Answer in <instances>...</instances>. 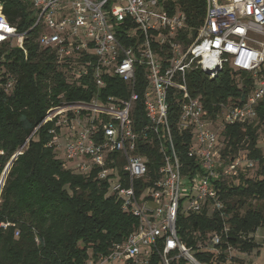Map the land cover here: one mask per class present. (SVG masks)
<instances>
[{
	"label": "built area",
	"instance_id": "2783aa9c",
	"mask_svg": "<svg viewBox=\"0 0 264 264\" xmlns=\"http://www.w3.org/2000/svg\"><path fill=\"white\" fill-rule=\"evenodd\" d=\"M204 1L203 16L194 28L168 0H31L34 20L23 32L7 20L0 4V45L12 42L26 54L24 40L35 31L38 47L53 52L66 83L89 78L99 89L105 77L116 76L126 86V98L101 99L95 93L89 100H63L51 105L42 120L68 130L66 167L85 176L95 172L96 179L107 181L108 194L121 210L137 219L125 239L113 243L105 255L89 253L85 264H148V252L157 254L159 264H171L181 255L196 260L176 233L182 190L196 193L186 211L206 206L224 219V203L212 181L236 175L240 159L222 161L217 128L250 122L264 101V0ZM226 66L249 73L251 90L240 103H221L211 119L189 93L187 72L199 68L214 78ZM137 70L144 73L141 102L148 120L139 130L133 127L140 98ZM1 85L10 91L14 78L7 75ZM171 104L178 107L176 131L188 134L186 153L200 165L193 175L182 172L168 119ZM58 135L52 140L56 145ZM142 146L160 154L154 178ZM246 164L253 162L247 159ZM182 180L188 183L185 188ZM219 240L213 234L210 246L202 249L215 251Z\"/></svg>",
	"mask_w": 264,
	"mask_h": 264
},
{
	"label": "trees",
	"instance_id": "16d2710c",
	"mask_svg": "<svg viewBox=\"0 0 264 264\" xmlns=\"http://www.w3.org/2000/svg\"><path fill=\"white\" fill-rule=\"evenodd\" d=\"M168 2L184 11L189 26L199 25L204 0ZM0 4L18 32L29 29L34 20L31 0H0ZM35 38L36 32L29 31L24 40L26 54L12 42L0 45V172L20 151L0 192V264H85L89 253L93 257L105 255L113 243L125 239L136 227L137 219L121 210L119 201L108 194L107 181L96 179L95 172L85 176L66 167L64 160L56 156L57 145L52 142L60 133V126L55 121L42 120L51 105L63 100H89L95 93L101 99L126 98L127 90L116 76L105 77V84L99 89L89 78L80 84L66 83L53 52L39 48ZM7 75L14 78L8 92L1 85ZM136 79L140 98L133 110V127L139 130L148 122L141 102L144 73L137 70ZM186 82L191 96L200 100L211 119L221 103H240L252 86L249 73L228 66L214 78L193 68L187 72ZM177 115L178 107L171 104L168 119L182 172L193 175L200 171V165L186 153L188 134L176 131ZM256 117L257 120L217 129L222 161H233L243 150L247 159L258 163L261 178L250 179L244 175L245 169H239L230 182L212 181L224 203V219L206 206L187 217L179 208L177 236L194 252L198 262L225 264L229 248L246 252L257 246L248 233L264 222V204L252 207L247 199L264 201V156L257 146L258 126L264 123V101L257 107ZM141 151L147 155L150 176L156 177L160 154L149 146H142ZM207 233L220 237L215 251L203 250L205 246L199 245ZM148 253V264H159L157 254ZM171 264L189 263L179 256Z\"/></svg>",
	"mask_w": 264,
	"mask_h": 264
},
{
	"label": "rangeland",
	"instance_id": "374dc122",
	"mask_svg": "<svg viewBox=\"0 0 264 264\" xmlns=\"http://www.w3.org/2000/svg\"><path fill=\"white\" fill-rule=\"evenodd\" d=\"M253 120H257V117L256 116L253 117ZM257 132H258L257 146L261 149L262 154L264 156V123L259 124ZM67 140H68V130L63 127L61 129L58 137H57V146L55 149L56 156L59 159H64V147L66 145ZM219 145L221 146L222 144L220 143ZM238 157L240 159V165L237 167V170L245 169L244 175L250 179L261 178V176H259V174H258L259 165L257 162L252 161L253 164L251 166H247V164H246L247 158L245 156V151H243V150L239 151ZM67 165L69 167H73V164L71 162H68ZM3 170H4V168L0 172V176L2 175ZM69 170L72 173H76L75 171H73L70 168H69ZM76 174H79V173H76ZM80 175H83V174H80ZM232 177H233V175H228V176H225L224 179L227 182H230L232 180ZM187 185H188V183L186 182V180H182L181 187L185 188V186H187ZM188 193H189V190H186V191L182 190V194H181L182 195L181 196V212L185 217H187L189 215V212L186 211V208L189 205V199L192 196L196 195V193L194 191L191 192L189 195H188ZM247 203H250L252 207H256L262 203L264 204V201L249 198V199H247ZM248 234H249L248 236L253 240L254 243L257 244V246L254 247L253 249H251L250 251H246V252L239 251V249H237V248H229L227 250V261L225 264H264V222H261L260 224H258L255 227V229L250 231ZM210 236H211V233H207L206 238L204 240L202 239V241L200 240L201 242H199V245L209 247L210 246V244H209V241H210L209 237ZM189 254L191 256H193L194 252L192 250H189ZM183 257L186 259L187 263L193 264L187 258V256L183 255ZM199 263L200 264H208L205 262H199ZM114 264H125V262L116 260V261H114Z\"/></svg>",
	"mask_w": 264,
	"mask_h": 264
},
{
	"label": "water",
	"instance_id": "95a60500",
	"mask_svg": "<svg viewBox=\"0 0 264 264\" xmlns=\"http://www.w3.org/2000/svg\"><path fill=\"white\" fill-rule=\"evenodd\" d=\"M17 154H19V153H15V154L11 157V159L9 160V162L6 164V166L4 167V170H3L2 175H1V178H0V192H1L2 186H3V184H4V181H5L6 175H7L8 171H9L11 165H12L13 160L16 158ZM190 261H191L193 264H199V262H197L196 260H193V259L191 260V259H190Z\"/></svg>",
	"mask_w": 264,
	"mask_h": 264
}]
</instances>
